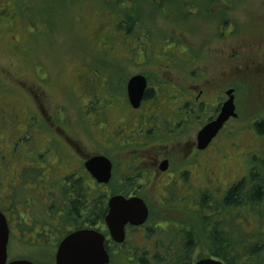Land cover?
<instances>
[{
	"label": "rangeland",
	"instance_id": "rangeland-1",
	"mask_svg": "<svg viewBox=\"0 0 264 264\" xmlns=\"http://www.w3.org/2000/svg\"><path fill=\"white\" fill-rule=\"evenodd\" d=\"M110 1L0 0V196L7 200L17 186L19 208H25L28 199L30 207L42 208L44 196L61 189L60 176L79 166L81 157L71 144L83 154H110L114 179L105 191L112 192L123 177L151 166V161L137 163L142 157L133 151L146 149L147 144L171 150L188 142L194 132L174 138L164 131L159 140L133 134L130 144L125 142L115 152L100 149L91 136L99 139L98 130L108 142L102 132L108 131V119L98 118L96 102L110 96L124 98L123 84L131 75L144 74L154 95L158 94L154 101L171 109L165 95L171 94L172 87L186 85L189 71L204 67H219L221 74H227V79L221 77L225 85L235 84L232 77L238 74L241 107L240 118L225 131L219 147L209 152L211 163L200 158L196 193L208 189L219 198L242 178L254 175V170L261 173L264 137L256 136L254 124L264 118L260 40L264 0H125L116 10ZM123 15L135 20L129 32L117 30ZM224 56L227 63L220 64ZM255 154L260 158L257 162ZM180 161V156L174 157L171 166L181 168ZM56 166V171L51 169ZM143 196L151 209L150 225L167 217L190 222L194 231L197 228L201 206L185 215L177 205L163 207L153 190H144ZM247 222L251 230L260 224L257 216H248ZM166 224L178 228L175 222ZM238 224L244 228L242 220ZM143 245L139 241L136 246ZM11 253L39 264H47L45 256H53L47 246L28 247L15 240ZM209 257L201 245L192 264ZM112 264L125 263L113 257Z\"/></svg>",
	"mask_w": 264,
	"mask_h": 264
},
{
	"label": "flooded vegetation",
	"instance_id": "flooded-vegetation-1",
	"mask_svg": "<svg viewBox=\"0 0 264 264\" xmlns=\"http://www.w3.org/2000/svg\"><path fill=\"white\" fill-rule=\"evenodd\" d=\"M232 31H229V33L231 34ZM260 40L264 44V37ZM239 48H243V45H239ZM224 57L221 58L220 64L227 63V58ZM209 69L210 67H204L202 70L192 69L187 75L188 82L186 85L176 87L177 89L172 87L171 94L165 95L166 99L169 98L171 102V109L161 108L158 106L157 100L154 101L158 96V92L155 96V92L150 87L149 80L144 74L131 75L125 86L123 84L122 88L125 87L124 98L120 99L118 95L116 97H105L103 100L100 98L99 100L102 102L99 100L96 102L98 104L97 111H99L97 114L99 115L98 118L102 115L107 117L108 131L102 132L106 134V137H109L108 142H104V138L100 136L98 130L97 137L99 139L91 136L92 141L95 143L94 146H98L100 149L105 150L107 148L115 152L120 147H125L126 143L130 144L131 135L133 134L154 135L157 140L163 138L164 131L174 138L178 137L179 134L184 138L189 134L191 135L192 132L194 134L191 137L188 136L190 138L188 142L178 143L171 150H163L162 147L156 149L160 144H147L146 149L133 151L136 155L137 153L140 154L143 159L140 160L139 158L137 163L147 164L148 161H151V166L139 167V171H136L133 177H123L112 192L105 191L106 187L112 185L114 179V164L110 154L109 156L104 154L105 152L83 154V150L78 145L71 144L76 154L81 157L78 161L79 166L73 167L71 174L66 173L64 176H60L64 179V182L60 183L61 189L58 192H51L44 196L45 200L42 208L34 209V207H30L28 202L30 199L25 202V208H19L21 203L15 195L17 186L13 188L11 197L7 200L0 196V213L6 218L9 228L6 264L17 261L39 264L33 258L13 256L11 253L13 240L28 247L47 246L48 250L53 252V256H45V262L47 264H57V256L62 243L70 235L84 231L96 232L104 237V246L109 255V264H112L113 257H117L125 264L171 263L175 258L164 255L163 233L168 229L171 230L174 226H167L166 223H177L178 228L175 227L178 233L193 230V224L162 217L161 220H158L163 222L150 225L151 209L144 198L145 196H143V191L146 189L153 190L158 202L163 207L171 209V207L177 205L186 212L185 215H189L198 209L207 198H217L208 189L196 193L195 185L199 182L197 178L199 171L197 170L202 165L199 160L204 158L205 162L203 163H211V158L208 157L209 152L212 151L213 147H219L218 143L225 131L232 122L240 118L241 97L240 93L237 94L238 83L240 82L237 73L235 77H232L236 83L225 85L224 82H221V77L227 79V74H221L219 67ZM97 74L101 76L100 72ZM135 76H143L147 81V89L138 109L131 105L128 95L129 81ZM107 78H109V75H107ZM229 92H231L230 95ZM231 97L234 100L236 118H231L224 125L207 149L199 150V133L208 124L218 119L224 104ZM164 109L169 112V115L166 116ZM124 110L128 111L125 112ZM95 120H97V117ZM261 124H264V118L254 124V132L258 137H264L259 129ZM127 133L128 136H123ZM67 140L71 141V138ZM256 155L254 157L257 158V162L260 158ZM176 156H180L182 160V162L180 161L182 163L181 168L171 166L173 158ZM97 157H104L111 163V179L107 184L99 183L86 168L87 162ZM260 161L264 163V159H260ZM62 162L65 163V161ZM51 169L56 171L57 166L51 167ZM254 171L259 173L257 169ZM244 180L245 178H242L234 186ZM86 183L87 186H85ZM232 187H229L217 199L222 200L225 198ZM116 196L123 197L126 200L140 198L146 203L149 210V218L145 224L136 226L128 223L125 226V240L122 243H118L112 238L106 223L110 200ZM209 199L206 203L211 207L213 203ZM197 200H199L198 203ZM21 212L25 214L22 215ZM25 215L30 218H25ZM180 237L183 238L180 241L184 242L185 234L181 233ZM139 241H143L144 245L142 247L136 246ZM156 252L158 255L155 254Z\"/></svg>",
	"mask_w": 264,
	"mask_h": 264
},
{
	"label": "trees",
	"instance_id": "trees-1",
	"mask_svg": "<svg viewBox=\"0 0 264 264\" xmlns=\"http://www.w3.org/2000/svg\"><path fill=\"white\" fill-rule=\"evenodd\" d=\"M110 2L114 9L125 5V0ZM122 19L117 30L129 32L135 20L127 15ZM259 129L264 134V124ZM208 199L200 207L195 231L181 232L185 234L184 242L174 227L163 233L164 255L176 259L168 264H192V257L201 245L211 257L225 264H264V170L233 186L222 200L210 198L211 207L206 203ZM248 216L259 218L258 229L251 230ZM239 220L244 222V228L238 224Z\"/></svg>",
	"mask_w": 264,
	"mask_h": 264
},
{
	"label": "water",
	"instance_id": "water-1",
	"mask_svg": "<svg viewBox=\"0 0 264 264\" xmlns=\"http://www.w3.org/2000/svg\"><path fill=\"white\" fill-rule=\"evenodd\" d=\"M147 89V81L143 76L133 77L128 84V95L131 105L138 109ZM231 92H229L230 95ZM235 105L231 97L222 109L218 119L208 124L198 136V149L205 150L213 139L231 119L236 118ZM87 170L101 184L109 183L112 166L104 157H97L86 164ZM149 218L146 203L140 198L126 200L116 196L110 200L109 215L106 223L112 238L122 243L125 240V226L130 223L140 226ZM9 228L6 218L0 213V264L7 263V244ZM11 264H32L26 261H17ZM57 264H109V255L104 246V237L96 232H77L70 235L61 245L57 256ZM195 264H225L213 257L202 259Z\"/></svg>",
	"mask_w": 264,
	"mask_h": 264
}]
</instances>
